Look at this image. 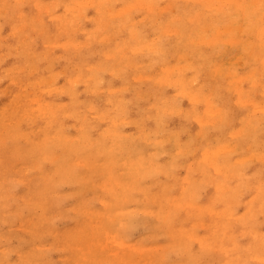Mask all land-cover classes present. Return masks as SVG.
<instances>
[{
    "label": "rangeland",
    "instance_id": "obj_1",
    "mask_svg": "<svg viewBox=\"0 0 264 264\" xmlns=\"http://www.w3.org/2000/svg\"><path fill=\"white\" fill-rule=\"evenodd\" d=\"M47 1L48 3L54 2V8L52 4H47ZM64 1L0 0V123L7 126L0 128V264H155L154 258L156 257L162 258L161 262L164 264H264V108L262 105L264 104V66H261L259 62L257 64L252 62L251 65H246L247 61H244V56L250 54V51L252 49L254 50L256 45L255 37L250 35L251 32H247V30H250L246 28V19L240 15L238 10L234 9L230 12V14H233L231 18L226 19L227 16L225 13L227 12L225 9H219L221 7L219 3L217 4L218 8L206 7V5L201 3L202 1L198 2L194 0H150V3L152 2L154 4L156 2L155 5L152 4L154 10L153 7L152 10L151 8L148 9L153 15L147 10L150 4L148 3L149 0H136V2L135 0H108L109 3L107 0H97L96 4L92 0H85V2H83L84 0L80 2L79 0H74L75 3L71 0H66V2H70V4L67 2L69 5L73 4L71 8L69 5H67L69 6L67 8L66 5H61V3H65ZM111 1L113 2L111 3ZM89 2L95 6H91ZM129 2L131 3L128 5ZM133 2L135 5H133ZM170 2L172 5H170ZM85 3L87 4L86 6ZM144 3L148 6H145ZM162 4H165V6ZM182 4L184 5L182 6ZM45 5L49 10H46ZM124 5L125 7H123ZM99 6L100 8L98 9ZM161 6H164V9ZM38 7L45 8L44 10L47 13ZM105 7L111 8H108L110 10L109 13ZM119 7L124 8H122L123 11L120 12L121 14L119 13L121 10ZM126 7L129 9L132 8L133 10L130 9L128 11L129 9ZM201 8L204 11H199ZM96 9L106 10L103 16L107 18L102 21L103 16L101 12L103 11ZM84 10L86 12H84L85 14L83 13ZM206 10L211 13H207ZM153 11H156L155 14ZM220 11H224L225 13L221 12V14L219 13ZM58 12L59 14H57ZM60 12L63 13V16ZM96 12L98 13L97 15L100 12V18L96 15ZM115 13L118 14L115 16ZM175 13L177 16L180 15L179 18H182V20L177 19ZM145 14L148 15L145 16ZM158 14L159 17L157 18ZM170 14L173 16L171 17ZM184 14L185 17L190 18L191 15V19L192 17L193 19L195 18L196 21L192 19L194 21L193 23L196 24L197 22L196 26L198 25L199 29L203 30L206 35L202 33L203 31H199L198 35L191 37L194 40H188L187 35L191 33V29L195 26L188 24V18H185ZM59 15H61V18ZM69 15L75 17V20L69 17ZM204 15L205 18L203 17ZM84 17H88V20L86 18L84 19ZM92 17H94L93 19L95 21L92 20ZM151 17L152 19L154 17V19L149 20L148 18ZM168 17L172 19L166 20ZM173 17L176 20L172 21ZM59 18L60 20H57ZM211 19L213 23H211ZM221 19L223 20L221 21ZM100 20L102 21L101 23L104 21L110 22H106L108 24L107 27H101V24H99V27L97 22H100ZM232 20L235 22L238 20V24H236L237 29L234 30L233 28L229 35L230 37H227V40L229 38L230 42L227 40H225L226 42L224 41L227 45L223 47L225 49L224 53L226 54L222 55L223 53H218L222 50L219 38H224L222 32L224 31L223 34L226 32L224 28L228 27L227 25L233 26L231 24ZM46 21H48V24H46ZM218 21H220L221 25ZM169 22L171 24H168ZM217 23L218 26L216 25V27L218 28L215 27ZM57 24L60 26L58 25V27ZM106 24L103 23V25ZM54 26L57 27L55 28ZM64 26L68 29L64 28ZM73 26L75 28L79 26L75 29L76 31L73 30L75 33L77 32L76 34L70 30V28H74ZM165 26L171 29L175 28V31L173 29V32H170L171 29H166ZM86 28L88 29L85 32L84 30ZM176 28L180 30L177 31ZM33 29L35 30L33 31ZM61 29H67L68 31L65 30V32ZM79 29L84 30H81V32ZM89 29H91L90 34ZM127 29L130 32L132 31V33L130 34ZM215 29L217 33H215ZM207 30L208 32H205ZM238 31L239 33H237ZM184 33V37L187 40L182 37ZM169 35L174 37H170ZM162 36L164 37L162 38ZM22 37H25L26 40ZM104 38L107 41L104 42ZM70 39L73 40L71 41ZM137 39L139 42L136 41ZM22 41L24 45H28L25 47V51ZM190 41L193 42L190 43ZM116 42L117 45H114ZM184 42L185 44H183ZM44 43L45 46L43 45ZM47 43H50L52 46L50 44L46 45ZM76 43L79 45L77 44V46ZM134 43L135 45H142V48L140 45V49H138L139 52L136 49L137 47L133 46ZM144 43L147 44V48ZM200 43L206 45L203 46ZM239 43H242L241 49L237 47ZM154 44L157 46L156 48ZM67 45L71 46L68 47ZM62 46H67V48H62ZM122 46L124 48H121ZM130 46L131 48L133 46L132 51L129 48ZM120 49L125 50V52L127 51L128 54H126V57L128 58H124L126 61L121 59L122 57L114 56ZM149 49H151L150 52ZM189 49H191V52ZM167 50L170 52L168 53ZM175 50L178 51L173 53ZM15 51L17 52L15 53ZM110 51L115 53L113 54L111 52L110 54ZM146 53H148V56ZM110 55L112 56L108 60L107 58ZM163 57L166 59H163ZM234 58L236 59L232 64L236 75L233 78L235 77L236 80H233L224 70L225 61H230ZM146 59L151 60L147 61ZM172 63L173 69H168V66H171ZM175 63L180 64V66ZM92 64L98 65L97 68L100 65L104 67L101 66V70H97L95 65L93 70ZM121 64L124 66L123 68ZM163 64H167L168 66ZM88 66L91 67L86 68ZM177 66L180 68L178 69ZM186 66L190 68L188 69ZM12 67L14 69H11ZM191 67H193L192 70ZM90 68H92L91 72ZM15 69L18 70L14 71ZM166 70L170 71L166 73ZM250 71L252 73L245 77L246 73L249 74ZM51 72H53L52 75L50 74ZM160 72L170 76L166 75L167 79L163 81L162 75L165 74H161ZM79 73L82 74L83 81L81 77L79 79ZM140 73L143 77L138 75ZM144 73L147 74L143 75ZM135 74L138 77L140 76V79L138 77L133 78ZM238 74H240L241 78L237 76ZM147 75H150L151 78L149 79ZM175 75L183 76L185 84L182 90H180L181 84L176 86V83H172L173 79H169ZM145 76L148 78L147 80L144 78ZM152 76H159L156 79L160 78L161 81L153 79ZM35 78L42 81V84ZM71 78L74 80L72 81ZM188 78L189 82L187 81ZM67 79L71 82H67ZM94 79L101 81L102 84L97 85V81ZM249 79L252 80L250 81ZM46 80L52 83L46 84ZM54 85L55 87H53ZM93 85L97 88L102 87V90L93 91ZM111 88L115 89V93H112V95L110 92H107ZM50 90L54 92H50ZM175 90L180 92L178 93ZM183 90L185 93L182 92ZM243 90L246 92L244 93ZM60 91H62V94ZM239 91L243 92H241L242 95ZM35 92H38V94ZM193 92L200 94L201 99L199 98V100L206 101L207 105L206 103L193 100V97L197 95L193 94ZM253 92H256V94ZM33 95L36 99L38 96V99L43 100L42 102H46L55 109L50 114V117L55 123L54 135L58 133V136L60 134L73 135L74 126L78 125L76 123L81 118L89 117V111L92 108H96V111H105L107 108V111L109 110L111 113L117 115V112H121L122 119L120 120L121 122L119 121L120 128L112 136L116 141L115 145L118 148L119 157L113 154L102 157L92 154L87 149L86 151L80 152L79 156L76 155L77 159L74 158V152H70V154H67L63 158L61 154L63 150L66 151L65 144H57L49 147L48 151L51 153L52 160L48 161L46 156L41 154V151H38L39 148H32L31 144L34 145V143H37L39 147L46 142L50 145L55 144L57 141L56 137L43 140L42 136L45 124L43 121L44 117L40 113L33 112L32 115L21 116L22 111L32 104L31 102L29 104L30 100L26 99V97L31 98ZM157 95L159 97L162 96L161 99L159 97L157 98ZM248 95H251V97ZM107 98L111 99L106 101ZM254 98L258 99L260 109L252 112L251 102L248 100L254 101ZM237 99H245V103H240ZM160 100L166 101L165 106L167 109L170 107V109L173 108L175 110L173 111L174 113L169 112L159 114L160 116L157 115L159 116L158 119L161 118L160 123H158V120L154 117L156 113H154L153 101H158L159 103ZM190 100L194 101L195 106H193ZM49 101L53 102V104ZM141 107L143 108L141 109ZM221 108L223 110L220 113ZM144 109L149 110L146 111ZM192 111L194 113L193 116L191 114ZM196 111L197 115H195ZM167 115L168 117H166ZM249 119H252L253 123H250L249 121L251 120ZM93 126L95 127L96 125ZM241 128L243 131H241ZM234 130L236 132L237 130L240 131V134L235 132L238 136L235 135ZM88 132L91 133L92 131L89 130ZM162 133L169 135V142L176 146V151L172 153L171 150H167L160 153L159 164L164 161L168 163L173 162V160H176V163H178L181 160L183 166L166 172L153 169L152 171H146L142 167L137 173H132L133 177L123 176L124 178L128 177L130 179L131 177L139 181V186L148 194H153L154 199L149 204L150 211H134L131 217L133 218L132 221L129 225L125 226V229H128V240L131 245L140 244L139 246H142V250H146L145 253H141L131 246L120 251V248L112 247L107 242V239L102 237L105 229L116 230L117 228L119 231L122 229V226L116 225L115 227L111 224L114 222V220L110 219L111 215L113 216V208L120 207L125 211L131 209L133 205L131 203L133 191H131L130 185L126 184L128 179L118 182L114 179L115 175L125 173L127 175L133 172L129 169H131L132 162L135 163L134 159L139 156L140 159L145 160L152 153L154 141ZM233 133L234 135H232ZM210 139H212L210 142L206 141ZM144 141L145 143H143ZM225 144L226 146H230L229 149L226 152L222 151L219 155L217 154V158L220 157L222 162L225 161L227 164L230 163L232 165L231 168L227 169L226 173L222 171L224 172L223 174L221 172L213 175L210 172L212 175L211 180L207 178L211 176H198L199 172L194 170L204 168L205 166L202 157L203 151L201 150H206L205 146H207L208 150L206 151L213 153L215 146ZM247 147L248 149H246ZM228 150H231V152ZM229 152L231 156H229ZM250 154L255 156L251 155L253 157L251 158L249 157ZM228 156L231 158H228ZM230 164L228 165L230 166ZM20 165L23 168L21 167L22 169L20 171H16V168L18 169ZM34 170L40 171L45 176H35L29 182L27 178H30V175H34ZM228 170L229 173H227ZM191 171H193V178L197 180V184L193 185L194 189L190 190L192 191L191 194H185V191L182 190L183 184L179 182V179L182 177L174 176V174H191ZM168 183L175 184L173 193L174 195L176 194L175 198L177 201L175 199L170 201L167 199V196L171 195L172 192V190L170 192L167 190ZM215 185L217 187L220 186V195L214 192ZM45 186L49 187V191L47 194H43L44 197H41L40 201L28 202L30 188L35 187L41 189ZM237 187L239 188L237 189ZM106 189H112V193H109ZM193 193L195 194L193 195ZM253 195L255 198L252 197ZM192 202L197 203L201 209L200 218L194 219L193 232L197 238H200L204 242L209 241L210 244L204 249L201 248L197 240L185 241L178 239L175 233L178 224L184 222V216H181L182 213L178 210L177 206L189 205ZM158 203H160V206ZM249 205L251 208L248 216L245 219L235 220L233 222L230 238L225 241V248L232 247L234 240H237L239 247L231 251L211 250L213 244L217 242V233L208 227L213 217L210 212L214 209L220 211L225 207H230L234 209L236 215H242L243 211L248 210ZM90 210L99 212V217L100 214L104 215L107 212L110 214V217L107 219L93 221V224L96 226L97 224H101V222L103 223V225L101 224L99 226L101 228L100 230L98 228L91 229L88 224H85L86 218L84 213ZM155 211H158V216L154 215L153 212ZM52 229L55 232H52ZM152 246L153 249L150 248ZM243 248H247L245 249L246 251L254 252V258L257 259H252L250 256H247L246 251L242 250ZM150 250L153 251L150 253Z\"/></svg>",
    "mask_w": 264,
    "mask_h": 264
},
{
    "label": "bare ground",
    "instance_id": "obj_2",
    "mask_svg": "<svg viewBox=\"0 0 264 264\" xmlns=\"http://www.w3.org/2000/svg\"><path fill=\"white\" fill-rule=\"evenodd\" d=\"M58 1V0H57ZM71 1H73L74 3H75V1L74 0H71ZM78 1V0H77ZM80 1H82V0H79V2ZM88 1H90V0H88ZM92 1H94L93 3H95L96 4V2H97V0H92ZM106 1V0H105ZM138 1V0H137ZM141 1V0H140ZM162 1V0H161ZM185 1V0H184ZM194 1H198V2H201L202 4H204V5H206V7H217L218 8V3H219V6L221 5V7H219V9H225L226 10V12L227 13H225L224 11H220L219 13H221V12H224L225 14H226V16H227V18L226 19H228V18H231V16L233 15V14H230V12L231 11H233V9L234 10H238L239 12H240V15L242 16V17H244L245 19H246V21H245V25H246V28H248L250 31H248L247 30V32H251V34L250 35H252V36H254L255 37V40H256V45H255V49L253 50H251L250 51V54H248V55H246V56H244V61H247V63H246V65L248 64V65H251V63L252 62H254V63H256L257 64V62H259V64L261 65V66H264V50H262V49H264L263 48V45H264V7H262V3H264V0H194ZM38 2V1H37ZM36 2V3H37ZM65 3H61V5L62 4H64V5H66V8L67 7H69L70 6V8H71V6H73V4H71V5H69L70 4V2L69 1H67L66 2V0L64 1ZM83 2H85V0L83 1ZM104 2V1H103ZM107 2H108V0H107ZM113 1H111V3H112ZM118 2V1H117ZM135 2H136V0H135ZM188 2V1H187ZM187 2H186V4H187ZM192 2V1H191ZM38 3H40V2H38ZM47 4H49L50 3V5L52 4V6H53V8H54V6L55 5H53V3H51V2H49L48 3V1L46 2ZM46 3H44V4H46ZM87 3V2H86ZM85 3V6L87 5ZM89 3H91V2H89ZM93 3H91V6H95ZM109 3V2H108ZM110 3V4H111ZM131 2H129L128 3V5L130 4ZM146 3V2H145ZM145 3H144V5H145ZM148 3H150V0L148 1ZM156 3V2H155ZM155 3L153 4L152 2L149 4V7H147V10L149 9V8H151V10H152V4L153 5H155ZM161 3V2H160ZM168 3V2H167ZM195 3V2H194ZM55 4V3H54ZM58 4V3H57ZM77 4H78V2H77ZM81 4H83V3H81ZM36 5H38V4H36ZM67 5H69V6H67ZM74 5H76V4H74ZM80 5V4H79ZM98 5H99V3H98ZM97 5V6H98ZM102 5V4H101ZM100 5V6H101ZM114 5V4H113ZM117 5V4H116ZM127 5V4H126ZM133 5H135V3L133 2ZM137 5V4H136ZM162 5H164L165 6V4H162ZM170 5H172L171 4V2H170ZM170 5H168L169 7H170ZM184 4H182V6H183ZM60 6V5H59ZM58 6V7H59ZM84 6V5H83ZM84 6V7H85ZM88 6H90V4H88ZM100 6L98 7V9L100 8ZM142 6V5H141ZM140 6V7H141ZM145 6H148V5H145ZM164 6H161V7H163L162 9H164ZM186 6V5H185ZM57 7V8H58ZM64 7V6H63ZM78 7H80L81 8V6H78ZM78 7H76L77 9H79V10H81V9H84L83 7L80 9V8H78ZM104 7V6H103ZM123 7H125V5L123 6ZM123 7H119L121 10L119 11V13L121 12V11H123L122 10V8ZM131 7H132V5H131ZM135 7V6H134ZM144 7V6H143ZM156 7V6H155ZM158 7V6H157ZM39 8V7H38ZM42 7H40L39 9H41ZM45 8H46V5H45ZM44 8V9H45ZM49 8V7H48ZM56 8V9H57ZM75 8V9H76ZM109 7H105V9H107V12L109 13V9H111V8H109ZM119 8H118V10H119ZM126 8H128V7H126ZM171 8V7H170ZM169 8V9H170ZM174 8V7H173ZM43 8H42V10H44ZM98 9H96V10H98ZM104 9V8H103ZM124 9V8H123ZM129 9V8H128ZM128 9H126V10H128ZM131 10H133L132 8H130ZM130 9L128 10V11H130ZM135 9V8H134ZM145 9H146V7H145ZM156 9V8H155ZM159 9H161L160 7H159ZM168 9V10H169ZM205 9V8H204ZM212 9V8H211ZM46 10H49V9H47L46 8ZM50 10H51V8H50ZM54 10V9H53ZM95 10V11H96ZM153 10H154V7H153ZM171 10V9H170ZM174 10V9H173ZM213 10V9H212ZM45 11V10H44ZM61 11V10H60ZM82 11V10H81ZM98 11H103V10H98ZM104 11H106V10H104ZM104 11L103 12H101L102 14V16L105 14L104 13ZM115 11V10H114ZM148 11H150V10H148ZM158 11V10H157ZM160 11V10H159ZM199 11H204V10H202V8H201V10H199ZM207 11V10H206ZM219 11V10H218ZM46 12V11H45ZM50 12V11H49ZM73 12V11H72ZM85 12V10L83 11V13ZM112 12H113V10H112ZM127 12V11H126ZM125 12V13H126ZM134 12V11H133ZM154 12V14H155V12L156 11H153ZM161 12V11H160ZM163 12H164V10H163ZM169 12V11H168ZM213 12V11H212ZM47 13V12H46ZM54 13V12H53ZM61 13V15L63 16V13L62 12H60ZM74 13H75V11H74ZM81 13L83 16H84V14L86 13ZM104 13V14H103ZM143 13V12H142ZM172 13V12H171ZM204 13V12H203ZM207 13H211V12H208L207 11ZM218 13V14H219ZM45 14V13H44ZM57 14H59V12L57 13ZM98 13L96 12V15H97ZM113 14H114V12H113ZM116 14H118V13H115V16H116ZM121 14V13H120ZM128 14V13H127ZM133 14V13H132ZM141 14V13H140ZM150 14H152L151 13V11H150ZM174 14V13H173ZM213 14V13H212ZM215 14V13H214ZM213 14V15H214ZM222 14V13H221ZM237 14H239V13H237ZM54 15V14H53ZM61 15H59L60 16V18H61ZM78 15V14H77ZM80 15V14H79ZM81 15V16H82ZM93 15V14H92ZM95 15V14H94ZM99 15H100V12H99ZM99 15H97L99 18H100V16ZM108 16H109V14H107ZM142 15H144V14H142ZM148 15V14H147ZM146 14H145V16H147ZM153 15V14H152ZM151 15V16H152ZM161 15V14H160ZM175 15H176V13H175ZM174 15V16H175ZM193 15V14H192ZM198 15V14H197ZM200 15V14H199ZM207 15H209V14H207ZM216 15V14H215ZM50 16H52L51 14H50ZM89 16H91V15H89ZM113 16V15H112ZM130 16V15H129ZM141 16V15H140ZM154 16H157V15H154ZM170 16L172 17L173 15L172 14H170ZM177 16V15H176ZM175 16V17H176ZM180 16V15H179ZM179 16H177V19L179 18ZM209 16H211V15H209ZM220 16V15H219ZM238 16V15H237ZM236 16V17H237ZM49 17V16H48ZM53 17V16H52ZM69 17H72L73 18V20H75L74 18L75 17H73V16H71V15H69ZM79 17V16H78ZM96 17V16H95ZM134 17V16H133ZM159 17V14H158V16H157V18ZM175 17H173V20L172 21H174V20H176V18ZM184 17H185V14H184ZM197 17V16H196ZM200 17H202V16H200ZM204 18H205V15L203 16ZM224 17V16H223ZM60 18L59 19H57V20H60ZM86 18V20H88L87 18L88 17H84V19ZM94 17H92V20L93 21H95L94 19H93ZM105 18H107V17H105ZM105 18H104V16H103V19H101L102 21L103 20H105ZM156 18V19H157ZM175 18V19H174ZM185 18H188V17H185ZM213 18V17H212ZM43 20H44V18H42ZM41 19V20H42ZM91 19V18H90ZM129 19V18H128ZM138 19H140V18H138ZM144 19V18H143ZM146 19V18H145ZM149 20L150 19H152V17L151 18H148ZM148 19H147V21H148ZM153 19H154V17H153ZM152 19V20H153ZM172 19V18H171ZM171 19H169V17L166 19V20H171ZM180 20H182V18H179ZM192 19H193V17H192ZM191 19V15H190V18H188V20L187 21H189L188 22V24H190V25H194L193 27V29H191L192 31H191V33L189 34V35H187L188 36V40H194L193 38H191L192 36H194V35H198V33H199V31H203V30H200L199 29V27H198V25L196 26V24H197V22H196V24H194L193 22V20H195L196 21V19L194 18L193 20ZM35 20V19H34ZM51 20V19H50ZM80 21H81V19H79ZM100 20V22H97L98 24V26L100 27V25L99 24H101V27L103 26V27H107V25L108 24H106V22H110V21H104L103 23H105L106 25H103V23H101L102 21ZM134 20V19H133ZM133 20H132V22H133ZM203 20V19H202ZM204 20H206V19H204ZM220 20V19H219ZM223 19H221V21H222ZM36 21V20H35ZM52 21V20H51ZM56 21V20H55ZM99 21V20H98ZM138 21V20H137ZM157 21V20H156ZM192 21V22H191ZM201 21V20H200ZM207 21V20H206ZM205 21V22H206ZM214 21V20H213ZM217 21V20H216ZM215 21V22H216ZM230 21V20H229ZM228 21V22H229ZM31 22V21H30ZM47 23L46 24H48V21H46ZM59 22V21H58ZM86 22V21H85ZM95 22V23H96ZM126 22V21H125ZM131 22V21H130ZM139 22H140V20H139ZM210 22V21H209ZM219 22V24H220V21H218ZM227 22V23H228ZM231 22V21H230ZM42 23V22H41ZM40 23V24H41ZM146 23V22H145ZM154 23H157V22H154ZM153 23V24H154ZM183 23V22H182ZM199 24H200V22H198ZM211 23H213L212 22V19H211ZM72 24V23H71ZM71 24H69V25H71ZM80 24V23H79ZM136 24V23H135ZM146 24H148V23H146ZM168 24H171L170 22L168 23ZM168 24H165L166 26L168 25ZM206 24H207V22H206ZM205 24V25H206ZM210 24V23H209ZM225 25H227L226 23H224ZM233 26H231V25H227L228 27H226V28H224V29H226V32L223 34V32H222V35L224 36V38H219L220 39V45H222L221 46V51L220 52H218L219 54H222V55H224V54H226V53H224L225 52V49L223 48L225 45H226V41L225 40H227V37H230L229 35H230V33H231V31H232V29L234 28V30H236L237 29V25L236 24H238V20H236V22L234 21V20H232V23H231ZM33 25V24H32ZM50 25V24H49ZM59 24H57V26H58ZM60 25H62L61 23H60ZM59 25V26H60ZM82 25V24H81ZM131 25V24H130ZM189 25V26H190ZM216 25L218 26V23L217 24H215V27H216ZM221 25V24H220ZM222 25H223V23H222ZM56 26V27H57ZM58 26V27H59ZM67 26H68V24H67ZM98 26H96V27H98ZM139 26H140V24H139ZM138 26V27H139ZM148 26H150V25H148ZM165 26V27H166ZM169 26V25H168ZM174 26V25H173ZM176 26V25H175ZM201 26V25H200ZM204 26V25H203ZM43 27V26H42ZM55 27V26H54ZM55 27V28H56ZM61 27H63V26H61ZM60 27V28H61ZM69 27V26H68ZM74 27V26H73ZM79 27V26H78ZM78 27H76V28H78ZM81 27V26H80ZM95 27V26H94ZM93 27V28H94ZM129 27V26H128ZM127 27V28H128ZM153 27V26H152ZM159 27H161L160 25H159ZM169 27H171V26H169ZM169 27H166V29H171V28H169ZM210 27V26H209ZM64 28H67L66 26H64ZM75 27L74 28H70V30H72V32H74L73 30H75L76 29ZM83 28V27H82ZM162 28V27H161ZM212 28H214V27H212ZM216 28H218V27H216ZM32 29V28H31ZM41 29V28H40ZM52 29V28H51ZM68 29V28H67ZM67 29H65L66 31H68ZM87 29L88 28H86V30H84L85 32L87 31ZM106 29V28H105ZM124 29V28H123ZM125 29H126V27H125ZM145 29V28H144ZM165 29V28H164ZM174 29V31H175V28H173ZM173 29H171L170 30V32L172 31L173 32ZM207 29V28H206ZM206 29H204V30H206ZM209 29H211V28H209ZM219 29H220V27H219ZM223 29V28H222ZM35 29H33V31H34ZM62 30V29H61ZM64 29L62 30V31H65ZM80 30V29H79ZM82 30V29H81ZM80 30V31H81ZM82 30V31H83ZM90 30L91 29H89L88 31H89V34H90ZM128 30V29H127ZM150 30V29H149ZM176 30L178 31V30H180V29H178V28H176ZM216 30V29H215ZM43 31V30H42ZM57 31V30H56ZM65 31V32H66ZM76 31V30H75ZM81 31V32H82ZM129 31V33L131 34L132 33V31L130 32V30H128ZM137 31V30H136ZM138 31H140V30H138ZM142 31V30H141ZM187 31V30H186ZM211 31V30H210ZM209 31V32H210ZM242 31L244 32V30L242 29ZM39 32H41L40 30H39ZM49 32V31H48ZM58 32H60L59 30H58ZM58 32H56V33H58ZM70 32V31H69ZM71 32V33H72ZM134 32V31H133ZM169 32V33H170ZM181 32V31H180ZM205 32H208V30L207 31H205ZM220 32V31H219ZM62 33V32H61ZM64 33V32H63ZM68 33V32H67ZM75 33V32H74ZM77 33V32H76ZM75 33V34H76ZM80 33V32H79ZM135 33V32H134ZM133 33V34H134ZM177 33V32H176ZM175 33V34H176ZM179 33V32H178ZM182 33V32H181ZM181 33H179L180 35H182ZM203 34H205L204 33V31L202 32ZM215 33H217V30H216V32ZM237 33H239V31L237 32ZM88 34V35H89ZM130 34H129V36H130ZM136 34V33H135ZM150 34V33H149ZM160 34V33H159ZM173 34V33H172ZM178 34V35H179ZM242 34V33H241ZM247 34V33H246ZM58 35V34H57ZM137 35V34H136ZM184 35H185V33L183 34V36L182 37H184ZM206 35V34H205ZM237 35V34H236ZM53 36V35H52ZM68 36V35H67ZM97 36V35H96ZM108 36V35H107ZM113 36V35H112ZM133 36V35H132ZM147 36V35H146ZM157 36V35H156ZM170 36V35H169ZM176 36V35H175ZM25 37H28V36H25ZM25 37H22V38H24L25 39ZM43 37V36H42ZM46 37V36H45ZM49 37V36H48ZM74 37V36H73ZM94 38H95V36H93ZM98 37V36H97ZM103 37H104V35H103ZM109 37V36H108ZM134 37V36H133ZM150 37V36H149ZM164 36H162V38H163ZM170 37H174V36H170ZM214 37V36H213ZM251 37V36H250ZM253 37V38H254ZM22 38H21V40H22ZM53 38V37H52ZM56 38V37H55ZM100 38V37H99ZM98 38V39H99ZM135 38V37H134ZM166 38H169V37H166ZM176 38H177V36H176ZM185 38V40H187L186 39V37H184ZM97 39V38H96ZM95 39V40H96ZM107 39V38H106ZM109 39V38H108ZM114 39V38H113ZM139 39V38H138ZM138 39L136 40V41H138ZM149 39V38H148ZM152 39H153V37H152ZM155 39V38H154ZM174 39V38H173ZM179 39H182V38H179ZM196 39H200V38H196ZM208 39V38H207ZM214 40H216L215 38H213ZM212 39V40H213ZM250 39V38H249ZM252 39V38H251ZM26 40V39H25ZM24 40V41H25ZM52 40V39H51ZM71 41L73 40V39H70ZM91 40V39H90ZM92 40H94L93 38H92ZM167 40V39H166ZM169 40V39H168ZM174 40H176V39H174ZM209 40V39H208ZM211 40V39H210ZM231 40V39H230ZM242 40V39H241ZM245 40V39H244ZM46 41V40H45ZM49 42H50V40H48ZM59 42H60V40H58ZM105 41H107V40H105V38H104V42ZM158 41V40H157ZM170 41V40H169ZM178 41V40H177ZM198 41V40H197ZM207 41V40H206ZM225 41V42H224ZM228 42H230L229 41V38H228V40H227ZM243 41V40H242ZM241 41V42H242ZM21 42V41H20ZM23 42V41H22ZM56 42V41H55ZM75 42V41H74ZM76 42H78V41H76ZM94 42V41H93ZM103 42V41H102ZM139 42V41H138ZM161 42V41H160ZM193 41H190V43H192ZM199 42V41H198ZM197 42V43H198ZM209 42V41H208ZM244 42V41H243ZM25 43H27V42H25ZM30 43V42H29ZM46 43V42H45ZM45 43L43 44L44 46H45ZM63 43V42H62ZM61 43V44H62ZM84 43H85V41H84ZM90 43V42H89ZM136 44H137V42H135ZM135 43L133 44V46H135V47H137L136 49L138 50V49H140L139 47H140V45L141 44H143V42H141V44H138V45H135ZM153 43H154V41H153ZM162 43V42H161ZM170 43V42H169ZM174 43V42H173ZM189 43V42H188ZM187 43V44H188ZM48 44H50V43H47L46 45H48ZM51 44H52V42H51ZM50 44V45H51ZM57 44H59V43H57ZM78 43H76V45H77ZM93 44V43H92ZM129 45H130V43H128ZM151 44V43H150ZM171 44H172V42H171ZM183 44H185V42L183 43ZM187 44H186V46H187ZM194 44V43H193ZM252 44H253V42H252ZM49 45V46H50ZM79 45V44H78ZM77 45V46H78ZM82 45V44H81ZM90 45H91V43H90ZM114 45H117V42H116V44H114ZM144 45H146V48H147V44H145L144 43ZM174 45V44H173ZM176 45H177V43H176ZM197 45V44H196ZM199 45V44H198ZM200 45H203V44H201L200 43ZM200 45H199V47H200ZM204 45H206V44H204ZM203 45V46H204ZM209 45V44H208ZM18 46V45H17ZM28 45H24V42H23V47H24V51H25V47H27ZM52 46V45H51ZM57 46V45H56ZM61 46V45H60ZM68 47H70L69 45H67ZM67 46H62V48L63 47H65V48H67ZM76 46V47H77ZM133 46H132V48H131V46L129 47L130 49H131V51L133 50ZM154 46H155V48L157 47L155 44H154ZM159 46V45H158ZM194 46V45H193ZM210 46V45H209ZM208 46V47H209ZM227 46V45H226ZM253 46V45H252ZM58 47H59V45H58ZM97 47V46H96ZM151 47V46H150ZM149 47V48H150ZM185 47V46H184ZM239 49H241V47H242V43H239L238 44V46H237ZM121 48H124L123 46L121 47ZM127 48V47H126ZM125 48V50H127ZM141 48H142V45H141ZM153 48V47H152ZM160 48V47H159ZM158 48V50L160 51V49ZM174 48H175V46H174ZM212 48V47H211ZM117 49V48H116ZM115 49V50H116ZM118 49H119V47H118ZM136 49H134V50H136ZM179 49V48H178ZM188 49V48H187ZM196 49V48H195ZM198 49H200V48H198ZM205 49V48H204ZM216 50H217V48H215ZM220 49V48H219ZM218 49V50H219ZM251 49V48H250ZM21 50V49H20ZM125 50H123V49H120V50H118L115 54L113 53V51H110V54H111V52L114 54V56L116 55V57H119V58H121V59H127L128 57H126V54H128L127 53V51L125 52ZM150 50L151 49H149V52H150ZM191 49H189V51H190ZM194 50V49H193ZM192 50V51H193ZM244 50V49H243ZM152 51H153V49H152ZM156 51V50H155ZM163 51V50H162ZM161 51V52H162ZM176 51H178V50H175L173 53H175ZM195 51H199V50H195ZM207 51V50H206ZM263 51V52H262ZM17 51H15V53H16ZM129 52V51H128ZM137 52V51H136ZM135 52V53H136ZM138 52H139V50H138ZM146 52V51H145ZM167 52L169 53L170 51H168L167 50ZM166 52V53H167ZM172 52V51H171ZM188 52V51H187ZM186 52V53H187ZM191 52V51H190ZM237 52V51H236ZM262 52V53H261ZM93 53H94V51H93ZM103 53H105L104 51H103ZM102 53V54H103ZM134 53V54H135ZM144 53V52H143ZM163 53V52H162ZM165 53V54H166ZM179 53V52H178ZM200 53V52H199ZM248 53V52H247ZM25 54V53H24ZM109 54V53H108ZM112 54V55H113ZM133 54V53H132ZM140 54H142L141 52H140ZM147 54V56H148V53H146ZM155 54V53H154ZM212 54V53H211ZM16 55V54H15ZM97 55V54H96ZM105 55V54H104ZM112 55H110V56H108V60H109V57H111ZM145 55V54H144ZM150 55V54H149ZM207 55V54H206ZM21 56V55H20ZM105 56H107V55H105ZM146 56V55H145ZM175 56V55H174ZM201 56V55H200ZM95 57V56H94ZM212 57V56H211ZM84 58V57H83ZM88 58V57H87ZM87 58H85V59H87ZM115 58V57H114ZM157 58V57H156ZM124 59V60H125ZM153 59V58H152ZM154 59H155V57H154ZM153 59V60H154ZM158 59V58H157ZM163 59H166V58H164L163 57ZM236 58H234V59H231L230 61H225V65H224V70L232 77V79L233 80H236V78L234 77L233 78V76L234 75H236V73L234 72V70H233V64H232V62L234 63V60H235ZM79 60H80V58H79ZM145 60V59H144ZM147 60V59H146ZM149 60H151V59H149ZM149 60H147V61H149ZM172 60V59H171ZM177 60V59H176ZM106 61V60H105ZM126 61V60H125ZM158 61V60H157ZM156 61V62H157ZM202 61V60H201ZM102 62V61H101ZM117 62V61H116ZM160 62V61H159ZM170 62V61H169ZM168 62V63H169ZM178 62H179V60H178ZM192 63H193V61H191ZM100 63V62H99ZM151 63V62H150ZM161 63V62H160ZM177 63V62H176ZM175 63V64H176ZM22 64V63H21ZM97 64V63H96ZM95 64V65H96ZM116 64V63H115ZM120 64V63H119ZM170 64V63H169ZM23 65V64H22ZM93 65V70H94V68H95V65L94 64H92ZM108 65V64H107ZM163 65H167V64H163ZM176 65H179L180 66V64H176ZM83 66V65H82ZM85 66V65H84ZM102 65H100L99 66V68H97L98 67V65H96V69L98 70V69H100V68H102V67H104V66H102ZM121 66H122V64H121ZM168 66V65H167ZM166 66V67H167ZM170 66V65H169ZM168 66V69H173L172 67H173V63H172V65L169 67ZM182 66V65H181ZM89 67H91V66H88V67H86V68H89ZM124 66H122V68H123ZM126 67V66H125ZM143 67V66H142ZM188 66H186V68H187ZM21 68H23L22 66H21ZM20 68V69H21ZM78 68V67H77ZM85 68V67H84ZM84 68H83V73H84ZM85 68V69H86ZM165 68V67H164ZM177 68H178V66H177ZM180 68V67H179ZM178 68V69H179ZM190 67H188V69H189ZM258 68V67H257ZM264 68V67H263ZM11 69H14L13 67L11 68ZM76 69V68H75ZM104 69V68H103ZM177 69V70H178ZM193 69V67H191V70ZM18 70V69H17ZM16 69L14 70V71H17ZM78 70V69H77ZM91 70H92V68H90V72H91ZM101 70V69H100ZM120 70V69H119ZM122 70V69H121ZM257 70V69H256ZM48 71H49V69H48ZM53 71V70H52ZM76 71V70H75ZM86 71V70H85ZM167 71H170V70H166V73H167ZM179 71V70H178ZM209 71V70H208ZM260 71H262V70H260ZM20 72V71H19ZM56 72V71H55ZM54 72V73H55ZM164 72V71H163ZM162 72V73H163ZM181 72H182V70H181ZM206 72V71H205ZM220 72H221V70H220ZM246 72H247V70H246ZM257 72V71H256ZM52 73L53 72H51L50 74L52 75ZM161 73V72H160ZM161 73V74H162ZM180 73V72H179ZM210 73V72H209ZM250 73H252L251 71L249 72V74H247L246 73V75H245V77H247V75H250ZM263 73V72H262ZM78 74V73H77ZM80 74V73H79ZM145 74H147V73H144L143 75H145ZM163 74H165V73H163ZM207 74V73H206ZM48 75V74H47ZM69 75V74H68ZM76 75V74H75ZM93 75V74H92ZM138 75H141V73L140 74H138ZM138 75L137 74H135L134 75V77L133 78H135V77H138ZM166 75L167 76H170V75H168V74H165V75H162V80L164 81V79H167L166 78ZM241 75L243 76V74L241 73ZM82 76V74H80V76H79V79H80V77ZM84 76V75H83ZM89 76V75H88ZM142 76V75H141ZM150 75H147V77L150 79L151 78V76L149 77ZM160 76V75H159ZM159 76H152L153 77V79H155V80H158V81H161L160 80V78L158 79H156V77H159ZM187 76V75H186ZM204 76V75H203ZM239 78H241V76H240V74H238L237 75ZM255 76H258V75H255ZM39 77V76H38ZM45 77V76H44ZM51 77V76H50ZM140 77V76H139ZM138 77V79H140ZM143 77V76H142ZM193 77V76H192ZM194 77H195V74H194ZM193 77V78H194ZM217 77V76H216ZM259 77V76H258ZM67 78V77H66ZM68 78H70V77H68ZM73 78V77H72ZM71 78V79H72ZM82 78V77H81ZM92 78H93V76H92ZM144 78H146V76L144 77ZM148 78H146V80L148 79ZM187 78V77H186ZM226 78V77H225ZM254 78V77H253ZM252 78V79H253ZM22 79V78H21ZM36 80H37V78H35ZM47 79V78H46ZM65 79V78H64ZM152 79V80H153ZM170 80L171 79H173V81H172V83L174 82V83H176V86H178V85H180L181 84V89L180 90H182V88H184V81H183V76L182 75H175L174 77H172V78H169ZM203 79H204V77H203ZM210 79V78H209ZM218 79V78H217ZM238 79V78H237ZM244 79V78H243ZM251 79V80H252ZM49 80V79H48ZM68 80V79H67ZM74 79H72V81H73ZM82 81L84 80V78H82L81 79ZM81 80H80V82H81ZM94 80H96L97 81V79H94ZM93 80V81H94ZM135 80V79H134ZM169 80V81H170ZM189 80V78L187 79V81ZM214 80V79H213ZM221 80V79H220ZM228 80V79H227ZM233 80H231V82H233ZM239 80V79H238ZM250 80V79H249ZM250 80V81H251ZM24 81H26V80H24ZM37 81H39V80H37ZM44 81V80H43ZM47 81V80H46ZM96 81H95V83H96ZM136 81V80H135ZM240 81V80H239ZM246 81H247V79H246ZM27 82V81H26ZM33 82V81H32ZM36 82V81H35ZM34 82V84H36ZM40 83L42 82V81H39ZM67 82H71L70 80H68ZM66 82V83H67ZM90 82V81H89ZM189 82V81H188ZM192 82H193V80H192ZM216 82V81H215ZM219 82V81H218ZM217 82V83H218ZM222 82V81H221ZM220 82V83H221ZM229 82V81H228ZM242 82H244V81H242ZM27 83H30V82H27ZM40 83H38V84H40ZM52 83V82H51ZM51 83H49L48 81H47V83L46 84H51ZM94 83V82H93ZM153 83H154V80H153ZM167 83V82H166ZM216 83V84H217ZM226 83H227V81H226ZM252 83V82H251ZM259 83V82H258ZM257 83V84H258ZM24 84V83H23ZM42 84V83H41ZM62 84V83H61ZM98 84H102V82L101 81H97V85ZM156 84V83H155ZM212 84V83H211ZM214 84V83H213ZM225 84V83H224ZM56 85V84H55ZM55 85L53 86V87H55ZM63 85H64V83H63ZM90 85V84H89ZM158 85V84H157ZM156 85V86H157ZM163 85V84H162ZM166 85H168V84H166ZM226 85V84H225ZM229 85V84H228ZM242 85V84H241ZM21 86V85H20ZM24 86H26V85H24ZM39 86V85H38ZM37 86V87H38ZM41 86H43V85H41ZM45 86V85H44ZM48 86V85H47ZM159 86V85H158ZM188 86H190V85H188ZM213 86V85H212ZM224 86V85H223ZM243 87H244V85H242ZM253 86V85H252ZM257 86V85H256ZM259 86H260V84H259ZM258 86V87H259ZM34 87V86H33ZM40 87V86H39ZM168 87V86H167ZM221 87V86H220ZM225 87V86H224ZM227 87V86H226ZM255 87V86H254ZM263 87V86H262ZM32 88V87H31ZM31 88H30V90H31ZM36 88V87H35ZM43 88V87H42ZM49 89H50V87H48ZM57 88V87H56ZM60 88V87H59ZM86 88V87H85ZM156 88V87H155ZM162 88V87H161ZM173 88V87H172ZM223 88V87H222ZM242 88V87H241ZM264 88V87H263ZM53 89V88H52ZM69 89V88H68ZM67 89V90H68ZM174 89V88H173ZM224 89V88H223ZM239 89V88H238ZM244 89V88H243ZM259 89V88H258ZM25 90V89H24ZM33 90H35V89H33ZM66 90V89H65ZM91 90V89H90ZM89 90V91H90ZM92 90L93 91H100V90H102V87H96V86H94L93 85V87H92ZM178 90V89H177ZM177 90H175L176 92H178ZM188 90V89H187ZM228 90V89H227ZM254 90V89H253ZM264 90V89H263ZM63 91V90H62ZM62 91H60L61 92V94H62ZM71 91V90H70ZM86 91V90H85ZM174 91V92H175ZM189 91V90H188ZM215 91H216V89H215ZM220 91V90H219ZM244 91V90H243ZM252 91V90H251ZM32 92V91H31ZM30 92V93H31ZM41 92H42V90H41ZM50 92H54L53 90L51 91L50 90ZM107 92H110V94L112 95V93L114 94L115 93V89H113V88H111V89H108V91ZM180 92V91H179ZM178 92V93H179ZM182 92H184L185 93V91L183 90ZM181 92V93H182ZM225 92V91H224ZM229 92V91H228ZM227 92V93H228ZM235 92V91H234ZM242 91H239V93L242 95V93H241ZM246 91H244V93H245ZM248 92H250V90H248ZM25 93V92H24ZM36 93V92H35ZM56 93V92H55ZM65 93H66V91H65ZM64 93V94H65ZM180 93V94H181ZM189 93V92H188ZM254 93V92H253ZM258 93V92H257ZM263 93H264V91H263ZM36 94H38V92L36 93ZM36 94H35V96H36ZM49 94V93H48ZM52 94V93H51ZM68 94V93H67ZM187 94V93H186ZM193 94H197V92H193ZM234 94V93H233ZM254 94H256V92L254 93ZM262 94V93H261ZM25 95V94H24ZM31 95V94H30ZM46 95V94H45ZM159 95V94H158ZM157 95V98L159 97ZM163 95H165V94H163ZM178 96H179V94H177ZM235 95V94H234ZM264 95V94H263ZM50 96V95H49ZM70 96V95H69ZM109 96V95H108ZM156 96V95H155ZM167 96V95H166ZM174 96H175V94H174ZM240 96V95H239ZM246 96V95H245ZM249 97H251V95H248ZM28 97V96H27ZM26 97V99H29L30 101H29V104H30V102L32 103V104H30L29 106H27L23 111H22V113H21V116H29V115H32L33 114V112L35 113H40V115H42V117H44V124H45V129H43V136H42V138H43V140L44 139H47V138H52V137H56V142H55V144L53 143V144H47L48 142H46L45 144H42V146L41 147H39L38 146V144L37 143H34V145H32L31 144V147L32 148H39V150L38 151H41L42 153L41 154H43L44 156H46V158H47V160L48 161H51L52 160V156H51V153H49V151H48V149H49V147H51L52 145H57V144H65V147H66V151L65 150H63V152H62V154H61V157H63V158H65L66 157V155L67 154H70V152H74V154H75V156H74V158L75 159H77V157H76V155H78L79 156V153L80 152H82V151H86L87 149L89 150V152H91L92 154H95V155H100V156H102V157H104V156H108V155H111V154H113V155H115L116 157H119V152L117 151L118 150V148L116 147V141L112 138V136L115 134V132L120 128V123H119V121L122 119V117H121V112H117L118 113V115L117 114H114V113H111L109 110L107 111V108H106V110L105 111H96V108H92V109H90V111H89V117H84V118H81L80 120H79V122H77L76 124H78V125H75L74 126V134L73 135H66V134H60L59 136H58V133H55V135H54V127H55V123H54V121H53V119L50 117V114L53 112V111H55V109L51 106V105H49V104H47L46 102H42L43 100H40V99H38V96H37V99H36V97H34V95L32 96V97H34V98H27ZM68 97V96H67ZM114 97V96H113ZM162 97V96H161ZM161 97H159V99H161ZM171 97H173V96H171ZM183 97V96H182ZM226 97V96H225ZM237 97H238V95H237ZM253 97V96H252ZM255 97V96H254ZM48 98V97H47ZM69 98V97H68ZM199 98L201 99V95L200 94H197V95H195L194 97H193V100H197V102H202V103H206V105H207V102L205 101V102H203V101H201V100H199ZM241 98V97H240ZM34 99V100H33ZM109 99H111V98H107L106 99V101L107 100H109ZM158 99V100H159ZM157 100V99H156ZM199 100V101H198ZM237 100H239V102L240 103H245V99H237ZM237 100H235V101H237ZM191 101V100H190ZM249 102H251L250 104H251V106H252V112H254L256 109H260L259 108V102H258V99L257 98H254V101L253 100H248ZM248 101H246L247 103H248ZM49 102H51V101H49ZM165 102L166 101H164V100H160L159 101V103H158V101H153V103H154V106H153V108L155 109L154 111V113H156V115L154 116V117H156L155 119L156 120H158V123H160V119H158V117L160 116L159 114H165V113H169V112H173L175 109H173V108H171L170 109V107L167 109V107L165 106ZM192 103L194 102V101H191ZM56 103H58V102H56ZM56 103H54L55 105H56ZM107 103V102H106ZM27 104V103H26ZM51 104H53V102H51ZM101 104H102V102H101ZM104 104V103H103ZM155 104H156V106H155ZM177 104V103H176ZM208 104H210V103H208ZM233 104V103H232ZM242 104V105H243ZM104 105H106V104H104ZM203 105V104H202ZM231 105V104H230ZM234 105V104H233ZM232 105V106H233ZM238 105V104H237ZM239 105H241V104H239ZM263 105V108H264V104H262ZM58 106V105H57ZM100 106H103V105H100ZM188 106V105H187ZM193 106H195L194 105V103H193ZM248 106H250V105H248ZM144 107V106H143ZM143 107H141V109L143 108ZM146 107V106H145ZM149 107V106H148ZM179 107V106H178ZM177 107V108H178ZM181 107V106H180ZM183 107V106H182ZM206 107V106H205ZM240 107V106H239ZM244 107V106H243ZM98 108V107H97ZM150 108V107H149ZM194 108V107H193ZM247 108V107H246ZM251 108V107H250ZM262 108V109H263ZM104 109V108H103ZM151 109V108H150ZM180 109V108H179ZM235 109V108H234ZM144 110H146V109H144ZM149 110V109H148ZM148 110H146V111H148ZM152 110V109H151ZM191 110V109H190ZM222 108H221V110H220V113L222 112ZM239 110H241V108H239ZM249 110H251V109H249ZM248 110V111H249ZM143 111V110H142ZM182 111V110H181ZM189 111V110H188ZM187 111V112H188ZM194 111H195V108H194ZM68 112V111H67ZM176 112V111H175ZM178 112H180V111H178ZM185 112V111H184ZM189 112H191V111H189ZM224 112V111H223ZM226 112V111H225ZM257 112V111H256ZM141 113H144V112H141ZM174 113V112H173ZM182 114V116H184V114L183 113H181ZM187 114V113H186ZM192 116H193V111H192ZM256 114V113H255ZM152 115V114H151ZM157 115H159V116H157ZM195 115H197V111L195 112ZM164 116V115H163ZM178 116H179V113H178ZM232 116V115H231ZM166 117H168V115L166 116ZM165 117V118H166ZM181 117V116H180ZM196 117V116H195ZM221 117V116H220ZM24 118H27V117H24ZM153 118V117H152ZM184 118V117H183ZM243 118V117H242ZM241 118V119H242ZM177 119V118H176ZM244 119V118H243ZM242 119V120H243ZM253 119V118H252ZM252 119H249V120H251V121H249L250 123H253V120ZM78 120V119H77ZM151 120V119H150ZM170 120V119H169ZM204 120V119H203ZM260 120V119H259ZM153 121V120H152ZM244 122H246L245 120H243ZM243 121H241V122H243ZM121 122V121H120ZM168 122V121H167ZM207 122V121H206ZM262 122V121H261ZM263 122H264V120H263ZM262 122V123H263ZM248 123V122H247ZM259 123V122H258ZM261 123V124H262ZM153 124H155V123H153ZM156 124H157V122H156ZM93 125H96L95 127L93 126ZM4 127H7L5 124H3V123H0V128H4ZM157 127V126H156ZM165 127V126H164ZM166 127H167V125H166ZM244 127V126H243ZM155 128V127H154ZM158 128V127H157ZM160 129H163V128H160ZM169 129V128H168ZM167 129V130H168ZM237 129V128H236ZM238 129H239V127H238ZM244 129V128H243ZM89 130H91L92 132L91 133H89L88 131ZM153 130V129H152ZM165 130V129H164ZM241 131H243L242 130V128H241ZM252 131V130H251ZM87 132H88V135H87ZM164 132V131H163ZM236 131L234 130V133H235ZM237 132H238V134H240L239 132L240 131H238L237 130ZM236 132V133H237ZM245 132V131H244ZM254 132H255V130H254ZM234 133L232 134V135H234ZM235 133V135H237ZM245 133H247V132H245ZM242 134V133H241ZM220 136V135H219ZM238 136V135H237ZM235 137V136H234ZM241 137V136H240ZM169 135L168 134H166V133H162L161 135H158V137H157V139L154 141V148H152V153H150L148 156H147V158L145 159V160H142V159H140V157L139 156H137L134 160H135V163L134 162H132V166H131V169H129L130 171H133V172H131L130 174H127L126 175V173L125 174H120V175H115V180L116 181H118V182H121V181H126L127 179H128V177H123V176H131V177H133V174L132 173H137L138 171H139V169L140 168H142V167H144L145 169H146V171H152V169L153 170H159L160 172H163V171H169V170H175L176 168H179V167H182L183 166V164H182V162H181V160H179L178 161V163H176V160L174 161L173 160V162H167V161H164V162H160V164H159V154L160 153H162V152H165V151H167V150H171L172 151V153L173 152H175L176 151V146L174 145V144H171L170 142H169ZM212 139H210V140H206V141H208V142H210ZM249 140V139H248ZM143 143H145V141L143 142ZM211 144H212V142H211ZM41 145V144H40ZM213 146V145H212ZM229 147L230 146H226V144L225 145H217V146H215L214 147V150H213V153L211 152V151H206V150H208L207 149V146H205V148H206V150L205 149H202L201 151H203V153H202V157H203V161H204V168H201V169H197V170H194V171H198L199 172V174H198V176H203V175H205V176H211V177H207L208 179H210V178H212V175L210 174V172L213 174V175H216V174H219V173H221L222 171H224L225 173H226V170L227 169H230L231 168V164L230 163H228V164H230V166L224 161V162H222V160L220 159V157H218L217 158V156L223 151V152H226V150L227 149H229ZM121 148H122V146H121ZM237 149V148H236ZM246 149H248V147L246 148ZM204 150H205V152H204ZM232 150V149H231ZM231 150H228V151H230L231 152ZM233 151V150H232ZM238 151V150H237ZM229 152V156H231L230 153ZM234 152V151H233ZM49 153V154H48ZM218 154V155H217ZM199 155H201V154H199ZM214 155V156H213ZM225 155V154H224ZM228 155V154H227ZM252 154H250V156L249 157H251V158H253L252 156H255V155H252ZM221 156V155H220ZM223 156V155H222ZM228 156V158H231V157H229ZM200 157V156H199ZM225 157V156H224ZM240 157V156H239ZM238 157V158H239ZM226 158V157H225ZM257 159H258V157H256ZM262 158V157H261ZM202 159V158H201ZM254 159H255V157H254ZM263 159H264V156H263ZM236 160V159H235ZM259 160V159H258ZM236 162H238V161H236ZM235 163V162H234ZM23 168V166H21L20 165V167L17 169L16 168V171H20L22 168ZM130 167V166H129ZM192 172L193 171H191V174H183V175H180L179 173H175L174 174V176H178V177H182V178H180L179 179V182L180 183H182L183 184V187H182V190L183 191H185V194H191L192 193V191H190L191 189H194V187H193V185L195 184H197L196 183V181L197 180H194V178H193V174H192ZM224 172H222V174L224 173ZM201 173H202V175H201ZM227 173H229V170H228V172ZM231 174H232V172H231ZM235 174V173H234ZM241 174V173H240ZM35 176H45V175H43L40 171H36V170H34V175H30V178H27L28 179V181L30 182V179L31 178H34ZM47 176V175H46ZM235 176V175H234ZM118 177V179H116ZM130 177V179H128V181H126L127 183L126 184H128V185H130V187H131V191H133V196H131V200L133 201H131V203H133V205H132V207H131V209H128V210H123V209H121L120 207H117V208H113V216L111 215V218L110 219H112V220H114V222L113 223H111L112 224V226H115L116 227V225H119V226H122V229L119 231L117 228H116V230H113V229H105V233H103L102 234V237L103 238H105V239H107V242L112 246V247H114V248H120L121 250L120 251H122V250H124L126 247H129V246H131L133 249H135V250H138L139 252H144L145 253V251L146 250H142V246H139V245H136V244H132L131 245V243H130V241L128 240L129 239V234H128V229H125V226H127V225H129V223L132 221V219L133 218H131L132 216H133V212L134 211H137V210H144V211H146V210H148V211H150V206H149V204L151 203V202H153V199H154V195L153 194H148L141 186H139V184H138V182L139 181H136L134 178H131ZM231 177V176H230ZM110 178H112V177H110ZM196 178H198V177H196ZM211 180V179H210ZM212 183H213V181H212ZM49 185V184H48ZM168 185V191L170 192L171 190H172V192H171V195H168L167 196V199L170 201V200H174L175 199V201H177V199L175 198L176 196V194L174 195V193H173V191L175 190V184H173V183H168L167 184ZM237 185V184H236ZM219 186V185H218ZM46 187V186H45ZM43 187V188H41V189H37V188H35V187H32V188H30V194L28 195V197H29V199H28V202H35V201H40L41 200V197H44L43 196V194H47L48 193V191H49V187ZM197 187V186H196ZM220 187V186H219ZM219 187H217V185H215L214 186V192L217 194H219L220 192H219ZM259 187V186H258ZM239 187H237V189H238ZM231 189V188H230ZM109 193H112V189H106ZM182 191V192H183ZM195 192V191H194ZM261 193V192H260ZM195 193H193V195H194ZM255 194H257V193H255ZM254 194V195H255ZM220 195V194H219ZM254 195L252 196L253 198H255L254 197ZM230 196H231V194H230ZM218 198V197H217ZM222 199H223V197H222ZM252 201V200H251ZM255 201V200H254ZM246 204H247V202H246ZM158 205L160 206V203H158ZM177 208H178V210L182 213L181 214V216L184 218V222H180L179 224H178V226L176 227V230H175V233L177 234V236H178V239H182V240H185V241H190V240H197L199 243H200V245H201V248H205V247H207V246H209L210 244H209V241H206V242H204V241H202L200 238H197L196 236H195V233L193 232V229H192V227L194 226V219H199L200 218V213H201V209H200V207L198 206V204L197 203H195V202H192L191 204H185V205H182L181 207H179V206H177ZM250 208H251V206L249 205V208H248V210L247 209H245V210H247V211H243V213H242V215L240 214V215H236L235 214V212H234V209L232 208H230V207H225L224 209H221L220 211H216L215 209L212 211V212H210L211 213V215H213V217L211 218V220H210V222H209V224H208V227L209 228H211V229H213L216 233H217V242L215 243V244H213V246L211 247V250H225V251H231L232 249H236L237 247H239V245H238V242H237V240H234V243H233V245H232V247H227V248H225L226 246H225V241H227V239L228 238H230L229 236L231 235V231H232V228H231V226H232V224H233V222L235 221V220H241V219H245V217H247L248 216V213L250 212ZM132 211V212H131ZM98 213L99 212H97V211H94V210H90L89 212L87 211V212H85L84 213V215H85V218H86V221H85V224H88L89 225V227H91V229H96V228H98L99 230L101 229V228H99V226L102 224L103 225V223L101 222V224H97V226L95 225V224H93V221L94 220H102V219H107V218H109L110 217V214H108V212L106 213V214H100V217H99V215H98ZM154 213V215L155 216H158L159 215V213H158V211H155V212H153ZM255 214V213H254ZM187 218V219H186ZM188 224V225H187ZM103 228V227H102ZM102 231V230H101ZM52 232H55V231H53V229H52ZM250 233H252V232H250ZM256 233V232H255ZM63 235H66V234H63ZM151 249H153V246L152 247H150ZM245 249H247V248H243L242 250H245ZM153 250H150V253L152 252ZM246 251V250H245ZM220 253H223V252H221V251H219ZM118 253V252H117ZM254 252H252V251H246V255L247 256H250L252 259L255 257L254 256ZM119 255V254H118ZM254 259H257V258H254ZM264 259V258H263ZM162 258H160V257H156V258H154V263L155 264H161L162 262ZM142 264H144V263H142ZM162 264H164V263H162Z\"/></svg>",
    "mask_w": 264,
    "mask_h": 264
},
{
    "label": "snow or ice",
    "instance_id": "obj_3",
    "mask_svg": "<svg viewBox=\"0 0 264 264\" xmlns=\"http://www.w3.org/2000/svg\"><path fill=\"white\" fill-rule=\"evenodd\" d=\"M262 7H264V3H262Z\"/></svg>",
    "mask_w": 264,
    "mask_h": 264
}]
</instances>
